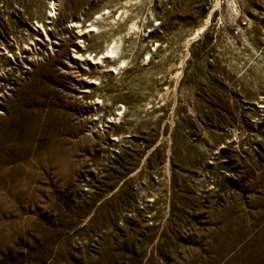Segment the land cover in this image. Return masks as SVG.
I'll list each match as a JSON object with an SVG mask.
<instances>
[{
    "label": "rangeland",
    "instance_id": "obj_1",
    "mask_svg": "<svg viewBox=\"0 0 264 264\" xmlns=\"http://www.w3.org/2000/svg\"><path fill=\"white\" fill-rule=\"evenodd\" d=\"M0 264H264V0H0Z\"/></svg>",
    "mask_w": 264,
    "mask_h": 264
},
{
    "label": "bare ground",
    "instance_id": "obj_2",
    "mask_svg": "<svg viewBox=\"0 0 264 264\" xmlns=\"http://www.w3.org/2000/svg\"><path fill=\"white\" fill-rule=\"evenodd\" d=\"M54 4H55V2H53V10L55 9ZM108 52H109V51H108ZM111 52L113 53V51H111Z\"/></svg>",
    "mask_w": 264,
    "mask_h": 264
}]
</instances>
